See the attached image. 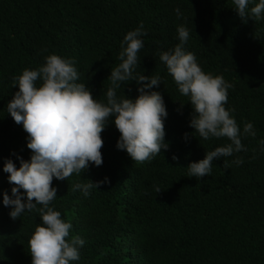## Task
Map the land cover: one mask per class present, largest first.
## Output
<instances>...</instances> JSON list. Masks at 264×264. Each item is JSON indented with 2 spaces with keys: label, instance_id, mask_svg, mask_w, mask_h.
Returning a JSON list of instances; mask_svg holds the SVG:
<instances>
[{
  "label": "trees",
  "instance_id": "16d2710c",
  "mask_svg": "<svg viewBox=\"0 0 264 264\" xmlns=\"http://www.w3.org/2000/svg\"><path fill=\"white\" fill-rule=\"evenodd\" d=\"M256 3L250 0L249 9ZM141 23L147 35L133 74L161 79L151 90L162 95L168 112L169 148L151 162H134L116 147L120 133L113 117L101 134L102 166L53 179L57 198L50 207L72 224L70 237L85 240L72 264H264V19L242 21L232 0H0V264H31L29 240L41 223L36 210L13 221L3 205L13 187L5 160L18 168L17 157L32 155L28 134L7 112L19 90L14 78L56 54L74 60L78 82L106 103L121 42ZM179 26L189 30L185 50L201 68L233 85L226 108L234 109L241 130L251 122L256 132L242 138L246 151L215 160L201 179L188 176V165L230 141L204 140L190 127L189 97L159 60L160 52L179 43ZM137 88L135 81L122 82L116 95L135 99ZM237 157L244 161L240 166L232 163ZM106 177L109 182L88 197L73 190Z\"/></svg>",
  "mask_w": 264,
  "mask_h": 264
},
{
  "label": "clouds",
  "instance_id": "9594fccd",
  "mask_svg": "<svg viewBox=\"0 0 264 264\" xmlns=\"http://www.w3.org/2000/svg\"><path fill=\"white\" fill-rule=\"evenodd\" d=\"M232 2L242 21L264 19V0H259L250 9V0ZM175 11L180 17V9ZM177 33L179 43L173 49L160 52L159 60L166 65L179 92L189 97L193 108L190 127L204 140L226 138L230 141L188 165V176L201 179L211 174L215 160L246 151L242 138L255 137L256 132L251 122L245 123L241 130L232 115L234 109L226 108L228 90L233 85L222 75L206 73L195 54L185 50L190 35L186 27L179 26ZM145 35L141 23L124 36L119 54L121 63L108 77L111 87L106 93V103L97 101L86 84L78 82L74 60L56 54L47 56L38 69H25L13 80V88L19 90L8 102L7 112L28 134L27 148L32 155L27 161L17 157L20 161L18 168L11 159L5 160L3 171L9 174L8 183L13 187L11 196L7 192L3 194V205L11 209L9 216L13 221L25 211L36 210L40 214L41 223L29 240L31 264H72L80 260V249L85 240L79 236L70 237L72 224L50 207L57 198L53 179L67 180L73 174L87 171L90 165L102 166L104 141L101 134L110 118L114 117L113 122L120 133L117 149L126 151L134 162H151L162 149L169 148L165 142L168 112L162 95L151 90L161 84V79L159 76L133 74ZM130 80L138 85V96L135 99L118 97L116 90L122 82ZM188 137L189 134L185 133L186 141ZM259 143L264 145V140ZM172 159L178 157L173 155ZM243 162L241 157L232 161L237 166ZM224 163L229 166L227 161ZM108 182L107 177L96 182L88 180L75 184L73 190H80L88 197L93 188L99 189ZM160 191L156 188L157 193ZM38 205L41 207L37 208Z\"/></svg>",
  "mask_w": 264,
  "mask_h": 264
}]
</instances>
